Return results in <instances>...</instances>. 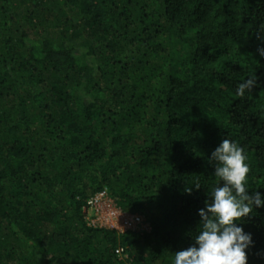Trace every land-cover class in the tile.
<instances>
[{"label":"trees","instance_id":"trees-1","mask_svg":"<svg viewBox=\"0 0 264 264\" xmlns=\"http://www.w3.org/2000/svg\"><path fill=\"white\" fill-rule=\"evenodd\" d=\"M259 49L264 0H0V264H173L223 139L264 192ZM103 188L150 231L87 227ZM256 213L248 264H264Z\"/></svg>","mask_w":264,"mask_h":264},{"label":"clouds","instance_id":"clouds-1","mask_svg":"<svg viewBox=\"0 0 264 264\" xmlns=\"http://www.w3.org/2000/svg\"><path fill=\"white\" fill-rule=\"evenodd\" d=\"M258 51L264 57V49ZM252 83L249 80L241 84L237 94L242 96ZM208 159L220 182L213 187L204 207L198 211L200 227L193 246L176 252L173 264H248L247 250L254 242L252 234L246 232L241 225L244 223L243 218H251L257 214V209L264 208V192H250L246 186L250 168L246 163L245 149L236 142L221 140ZM102 190L107 191V188L94 194ZM88 198L83 201V206ZM122 253L123 251L116 255L120 257L123 256Z\"/></svg>","mask_w":264,"mask_h":264},{"label":"built area","instance_id":"built-area-1","mask_svg":"<svg viewBox=\"0 0 264 264\" xmlns=\"http://www.w3.org/2000/svg\"><path fill=\"white\" fill-rule=\"evenodd\" d=\"M83 221L90 228H106L117 233H142L146 222L137 214H128L118 208L116 202L102 190L89 197L82 208ZM122 250L116 251L120 254Z\"/></svg>","mask_w":264,"mask_h":264},{"label":"rangeland","instance_id":"rangeland-1","mask_svg":"<svg viewBox=\"0 0 264 264\" xmlns=\"http://www.w3.org/2000/svg\"><path fill=\"white\" fill-rule=\"evenodd\" d=\"M63 211H66V210H63ZM65 213V212H64ZM142 218L144 219V217L142 216ZM144 221H145V219H144ZM148 231H150V226H149V224L148 223H146V232H148ZM120 258L121 259H125V257L124 256H120Z\"/></svg>","mask_w":264,"mask_h":264}]
</instances>
